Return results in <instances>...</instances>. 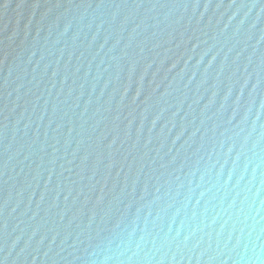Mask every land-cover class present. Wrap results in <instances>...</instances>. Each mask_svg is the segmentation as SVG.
Returning <instances> with one entry per match:
<instances>
[{
	"label": "water",
	"instance_id": "water-1",
	"mask_svg": "<svg viewBox=\"0 0 264 264\" xmlns=\"http://www.w3.org/2000/svg\"><path fill=\"white\" fill-rule=\"evenodd\" d=\"M0 264H264V0H0Z\"/></svg>",
	"mask_w": 264,
	"mask_h": 264
}]
</instances>
